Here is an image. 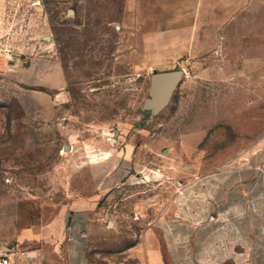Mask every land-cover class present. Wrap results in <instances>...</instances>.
I'll return each instance as SVG.
<instances>
[{
  "label": "rangeland",
  "instance_id": "1",
  "mask_svg": "<svg viewBox=\"0 0 264 264\" xmlns=\"http://www.w3.org/2000/svg\"><path fill=\"white\" fill-rule=\"evenodd\" d=\"M107 7L0 0V256L64 264L50 251L25 258L39 243L15 237L101 191L85 222L90 259L131 264L117 249L163 213L167 264H264V51L257 64L161 57L128 42ZM32 59L56 63L60 89L47 72L16 82L7 61ZM151 69L183 70L157 111L145 104Z\"/></svg>",
  "mask_w": 264,
  "mask_h": 264
},
{
  "label": "crops",
  "instance_id": "2",
  "mask_svg": "<svg viewBox=\"0 0 264 264\" xmlns=\"http://www.w3.org/2000/svg\"><path fill=\"white\" fill-rule=\"evenodd\" d=\"M106 4V11L115 14V29L128 42L143 43L145 47L147 44L149 51H157L161 57L219 51L239 60H254L256 64L263 57L264 0H106ZM173 50L175 54L169 53ZM7 63L19 84H34L33 75L47 72V88H61L62 73L54 61ZM99 192L93 197L72 199L58 216L38 229H23L15 237L17 247L39 244L24 254L18 253L31 261L40 260L44 251H50L62 254L64 264H113L108 259L88 257L89 232L85 222L99 212ZM66 212L72 214L67 217ZM162 217L160 213L153 224L160 225ZM155 225H144L138 238L118 248V253L131 259V264H167L163 257V250L168 249L163 242L167 230Z\"/></svg>",
  "mask_w": 264,
  "mask_h": 264
},
{
  "label": "water",
  "instance_id": "3",
  "mask_svg": "<svg viewBox=\"0 0 264 264\" xmlns=\"http://www.w3.org/2000/svg\"><path fill=\"white\" fill-rule=\"evenodd\" d=\"M182 69L161 70L151 69L149 82V99L146 100V107L157 111L163 108L169 101L173 90L179 84L182 78ZM117 135V130H114ZM64 149H68L65 146Z\"/></svg>",
  "mask_w": 264,
  "mask_h": 264
},
{
  "label": "built area",
  "instance_id": "4",
  "mask_svg": "<svg viewBox=\"0 0 264 264\" xmlns=\"http://www.w3.org/2000/svg\"><path fill=\"white\" fill-rule=\"evenodd\" d=\"M184 74L185 76L188 75L186 72H184ZM0 264H11L10 258L7 255L0 256Z\"/></svg>",
  "mask_w": 264,
  "mask_h": 264
}]
</instances>
